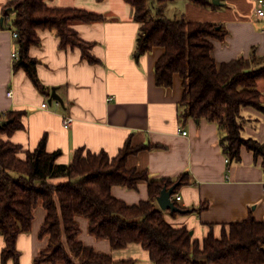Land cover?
<instances>
[{"label": "crops", "instance_id": "1", "mask_svg": "<svg viewBox=\"0 0 264 264\" xmlns=\"http://www.w3.org/2000/svg\"><path fill=\"white\" fill-rule=\"evenodd\" d=\"M11 1L0 0V115L23 113L24 128L1 138L21 146L20 156L25 158L26 152L36 150L45 137L49 153L61 151L60 165L71 164L79 149L118 157L128 142L132 148L159 147L134 155L127 168L147 172L152 180H176L189 173L194 183L182 187L176 195L182 197L178 203L182 213L173 217L169 211L166 215L173 227H187L193 239L204 242L211 226L219 239L224 226L242 222L250 215L264 222L261 160L256 162L253 153L243 149L242 161L229 168L220 148L216 125L205 120L180 121L183 79L176 74L173 87L157 86L155 68L166 52L164 48H155L138 59L135 57L140 26L134 21L132 6L124 0L48 2L49 7L55 9L74 8L102 15L104 21L72 25L81 40L92 45L91 53L100 61L97 65L83 60L79 49H62L61 39L54 31L39 33L41 45L32 47L29 53L38 61L40 82L49 89L47 95H42L23 70L16 72L13 68L16 39L14 32L6 28L11 19L5 21L3 17L4 8ZM209 1L213 7L173 0L167 4L164 14L172 20L184 17L195 23L222 26L228 33L226 38L211 40L214 45L211 56L219 69L240 58L248 61L253 53L264 58V17L257 15L259 0ZM151 5L158 7L155 0ZM261 69L264 67L256 70ZM53 89L62 102L53 101L50 105ZM257 89L264 104L263 81L258 83ZM9 92H12L10 98ZM44 103L49 104L47 109H42ZM243 115L248 120L245 137L264 144V115L253 108L244 110ZM69 117L74 124L66 129L63 118ZM112 195L129 206H136L149 200L148 185L141 183L135 191L116 187ZM202 205L208 207L203 212L199 211ZM33 215L31 233L21 235L17 242L20 264H35L36 258L49 247V236L40 238L47 217L42 204ZM76 222L81 230L79 240L97 253L111 255L116 263L154 264L141 245L113 251L109 241L90 235L87 219L77 217ZM6 247L1 238L0 264H3L1 256Z\"/></svg>", "mask_w": 264, "mask_h": 264}, {"label": "trees", "instance_id": "2", "mask_svg": "<svg viewBox=\"0 0 264 264\" xmlns=\"http://www.w3.org/2000/svg\"><path fill=\"white\" fill-rule=\"evenodd\" d=\"M53 1L12 0L3 12L5 21L14 14L11 24L6 23L17 45L13 68L16 72L23 70L42 95L49 89L40 82L38 61L29 53L32 47L41 45L40 32L54 31L62 49H79L89 64L100 63L91 53L92 45L82 41L72 25L101 23L104 16L74 8H51L48 2ZM189 1L201 7L214 6L209 0ZM124 2L134 8V21L140 26L135 57L146 56L155 48L166 50L155 68L157 86L173 87L176 74L183 79L180 121L205 120L216 125L229 168L242 161L245 149L253 153L256 162L261 160L264 170V144L245 137L248 120L243 115L250 108L264 115L262 94L257 89L258 83L264 82V69L256 70L264 66V58L253 53L248 61L240 58L219 69L211 56V40L226 38L228 33L222 26L195 23L184 17L168 19L164 11L173 0H155L157 8L151 5L153 0ZM22 117L20 112L0 115V239L7 245L1 256L3 264H20L17 242L21 235L31 233L33 214L40 204L47 214L40 238L49 236V247L35 264L134 263H116L111 255L86 247L79 240L77 217L87 219L90 235L109 241L113 251L138 244L154 264H264V222L253 215L224 226L219 239L211 226L204 242L193 239L187 227L177 229L168 222L157 201L164 188L176 186V196L182 187L192 185L189 173L176 180H152L147 172L127 168L134 155L159 147L132 148L128 142L118 157L79 149L71 164L60 165L61 151L49 153L45 137L23 158L21 146L1 138L23 129ZM6 121L9 124L3 126ZM141 183L148 185L149 200L136 206L112 195L116 187L135 191ZM207 208L202 205L199 211Z\"/></svg>", "mask_w": 264, "mask_h": 264}, {"label": "water", "instance_id": "3", "mask_svg": "<svg viewBox=\"0 0 264 264\" xmlns=\"http://www.w3.org/2000/svg\"><path fill=\"white\" fill-rule=\"evenodd\" d=\"M213 3H216V1H214ZM1 22H3V20H1ZM53 101H61L62 99L60 98V96H57L56 94V89L52 90V95H51V99H50V105L53 103ZM9 122L6 121L3 123V126L8 125ZM176 186L171 188V189H167L164 188V190L162 191L157 203L161 209V211H171L172 213H177L180 214L182 213V210H179V208L176 206V204L174 203V201H172V197H174V192H175ZM191 236H193V233H191Z\"/></svg>", "mask_w": 264, "mask_h": 264}, {"label": "built area", "instance_id": "4", "mask_svg": "<svg viewBox=\"0 0 264 264\" xmlns=\"http://www.w3.org/2000/svg\"><path fill=\"white\" fill-rule=\"evenodd\" d=\"M259 5H260V9L257 10V15L259 17H264V0H259ZM18 58V54L15 53L13 55V59L16 60ZM8 97H12V92H9L8 93ZM58 107H59V104H57ZM49 107V104L48 103H44V105H42V109H47ZM73 124H74V120L72 118H63V126L66 128V129H71L73 127ZM183 135H186L187 133L186 132H182ZM226 163H228V161L226 160ZM182 200V197L181 196H174L172 197V201L177 202V203H180V201Z\"/></svg>", "mask_w": 264, "mask_h": 264}, {"label": "rangeland", "instance_id": "5", "mask_svg": "<svg viewBox=\"0 0 264 264\" xmlns=\"http://www.w3.org/2000/svg\"><path fill=\"white\" fill-rule=\"evenodd\" d=\"M152 4H153V2H152ZM13 19H14V17L11 18V22H12ZM263 67H264V66H263ZM263 92H264V91H263ZM263 96H264V93H263ZM263 98H264V97H263ZM164 212H165L166 215L169 214V211H166V210H165Z\"/></svg>", "mask_w": 264, "mask_h": 264}]
</instances>
